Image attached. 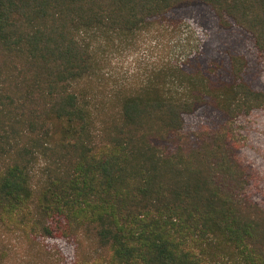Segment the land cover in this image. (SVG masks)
I'll return each mask as SVG.
<instances>
[{"label":"trees","instance_id":"16d2710c","mask_svg":"<svg viewBox=\"0 0 264 264\" xmlns=\"http://www.w3.org/2000/svg\"><path fill=\"white\" fill-rule=\"evenodd\" d=\"M146 35L171 55L121 81ZM13 236L19 264L59 236L74 264H264V0H0V264Z\"/></svg>","mask_w":264,"mask_h":264},{"label":"rangeland","instance_id":"374dc122","mask_svg":"<svg viewBox=\"0 0 264 264\" xmlns=\"http://www.w3.org/2000/svg\"><path fill=\"white\" fill-rule=\"evenodd\" d=\"M193 26V25H192ZM196 28L195 26H193ZM197 29L196 36L193 40L202 39V32L199 28ZM161 44V45H160ZM171 50L170 48H165L164 44L153 38L152 35H146L140 43L138 49H125L120 53H115L112 55V73L115 77L125 81L126 78H130L134 73L140 70L143 74L146 67L151 66L157 62L160 57L168 55ZM21 240L18 236H13L9 241V244L17 247L18 257L15 258L10 264L21 263L22 252L19 249ZM28 245L34 246V249L40 250L42 253V258L39 260L31 256L30 260L32 263L37 262L39 264H74L75 263V252L76 245L72 239L64 237H56L52 239L46 238H34L32 243ZM28 249V247H27ZM31 254V248H30ZM29 254V255H30ZM28 256V255H26Z\"/></svg>","mask_w":264,"mask_h":264}]
</instances>
